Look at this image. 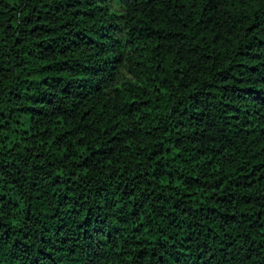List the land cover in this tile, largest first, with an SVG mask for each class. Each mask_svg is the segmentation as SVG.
Here are the masks:
<instances>
[{"label": "trees", "instance_id": "obj_1", "mask_svg": "<svg viewBox=\"0 0 264 264\" xmlns=\"http://www.w3.org/2000/svg\"><path fill=\"white\" fill-rule=\"evenodd\" d=\"M0 0V264H264V0Z\"/></svg>", "mask_w": 264, "mask_h": 264}, {"label": "rangeland", "instance_id": "obj_2", "mask_svg": "<svg viewBox=\"0 0 264 264\" xmlns=\"http://www.w3.org/2000/svg\"><path fill=\"white\" fill-rule=\"evenodd\" d=\"M113 3H114V7L118 6L119 8H121L120 5L116 2V0H113Z\"/></svg>", "mask_w": 264, "mask_h": 264}]
</instances>
